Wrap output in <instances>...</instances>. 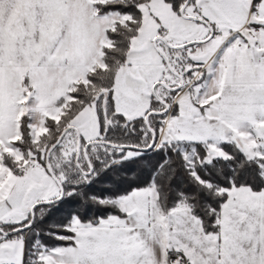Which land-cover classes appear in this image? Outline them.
<instances>
[{
  "label": "snow or ice",
  "instance_id": "6c2138e0",
  "mask_svg": "<svg viewBox=\"0 0 264 264\" xmlns=\"http://www.w3.org/2000/svg\"><path fill=\"white\" fill-rule=\"evenodd\" d=\"M0 264H264V0H0Z\"/></svg>",
  "mask_w": 264,
  "mask_h": 264
}]
</instances>
